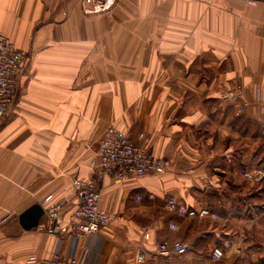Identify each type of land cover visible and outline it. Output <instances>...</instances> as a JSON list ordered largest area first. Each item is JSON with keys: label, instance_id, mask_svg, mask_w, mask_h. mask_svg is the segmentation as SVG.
Masks as SVG:
<instances>
[{"label": "crops", "instance_id": "crops-1", "mask_svg": "<svg viewBox=\"0 0 264 264\" xmlns=\"http://www.w3.org/2000/svg\"><path fill=\"white\" fill-rule=\"evenodd\" d=\"M0 31L27 57L0 122V264H264V0H0ZM109 127L169 169L100 177ZM77 180L97 183L108 226L55 235L43 214L23 228L47 199L67 226ZM172 197L218 218L171 213ZM178 239L190 253L138 261Z\"/></svg>", "mask_w": 264, "mask_h": 264}, {"label": "built area", "instance_id": "built-area-1", "mask_svg": "<svg viewBox=\"0 0 264 264\" xmlns=\"http://www.w3.org/2000/svg\"><path fill=\"white\" fill-rule=\"evenodd\" d=\"M253 2L254 0H247ZM109 0H84V4L91 11L104 12L108 9ZM27 63L26 54L20 50L14 41L0 31V122L4 121L12 109L19 91V78L22 69ZM231 98H240L241 94L229 93ZM264 109V101L262 102ZM143 135H140L142 137ZM264 137V127L262 130ZM99 170L100 177L112 174L119 180L129 177L144 175H156L166 172L170 164L168 161L157 158L146 148L135 143L124 131L109 127L99 143ZM79 205L71 213L67 226L61 223V203H51L50 200H43L41 206L44 215L51 221L49 232L55 235H63L68 231L78 237L85 238L88 235H96L111 223L112 216L101 207V192L95 181H76ZM167 210L180 217L188 214L198 215L201 218L214 217L218 214L210 208L204 207L197 212L189 211L185 206L180 205L176 198L168 200ZM171 228L177 229V224L172 223ZM148 237V235H147ZM230 242H224L222 246H216L211 257L219 260L225 257L227 249H231ZM191 252V246L182 241H165L158 245L157 250L149 255L145 251L138 254V261L144 262L151 259L168 258L175 254L184 255ZM36 264H79L76 259L65 258L60 254L41 261L32 260Z\"/></svg>", "mask_w": 264, "mask_h": 264}, {"label": "water", "instance_id": "water-1", "mask_svg": "<svg viewBox=\"0 0 264 264\" xmlns=\"http://www.w3.org/2000/svg\"><path fill=\"white\" fill-rule=\"evenodd\" d=\"M44 214V209L40 204H35L20 216V222L24 229L30 230L39 225Z\"/></svg>", "mask_w": 264, "mask_h": 264}]
</instances>
